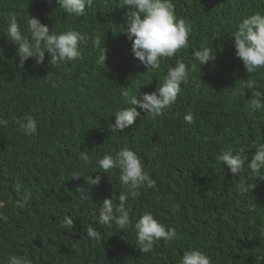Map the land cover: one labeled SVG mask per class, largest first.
<instances>
[{"label":"trees","instance_id":"1","mask_svg":"<svg viewBox=\"0 0 264 264\" xmlns=\"http://www.w3.org/2000/svg\"><path fill=\"white\" fill-rule=\"evenodd\" d=\"M193 1L173 0L175 11L193 8ZM256 1L250 3L255 2L250 14H264V0ZM38 2L46 9L39 20L50 33L71 29L91 37L101 32L105 40L101 49L93 48L89 40L80 45L81 55L75 61L52 64L45 53L42 64L30 58L18 67L7 27L14 14L21 31L30 35L27 17L38 18ZM122 6V0H93L84 16L75 17L49 0H0V119L8 122L0 126V203L4 205L0 213L6 218L0 220V264H8L13 255L25 257L28 264H180L188 249L203 251L212 264H257L264 257V171L253 176L247 164L255 146L264 143V108L250 112L245 100L264 92V71L248 73L235 56L231 35L242 15L214 10L217 19H233L221 25L227 35L210 45L206 39L193 50L209 45L215 61L196 64L189 82L181 85L176 101L163 115L153 119L142 112L131 128L110 134L107 129L115 121L114 113L127 106L121 102L123 88L140 99L158 91L177 60L190 67L194 63L192 55L189 62L181 57L189 46L162 60L158 70L147 71L131 53L128 56L131 41L122 31L123 10L130 9ZM196 41L190 38L189 43ZM103 45L104 64L99 60ZM247 80L255 87L244 88ZM188 113L193 114L191 123L184 120ZM25 116L37 121L36 134L18 130L15 120ZM123 148L142 159L147 173H156L149 174L155 187L139 190L130 213L151 212L176 232L172 241L160 240L149 253L139 251L136 234L129 245L123 230L99 226L91 219L105 198L125 191L118 169L103 173L97 164L105 154ZM229 148L244 149L245 169L239 176L217 162ZM82 152H87L88 161L82 159ZM166 167L168 178L159 177L157 173ZM74 171L99 174L100 184L90 187L83 179H71ZM241 182L249 186L247 194L239 193ZM87 189L90 199L82 203L80 194ZM24 192L32 195L21 208L17 201ZM172 201L177 207H193L191 217L176 221L170 211ZM65 216H72V230L64 227ZM89 225L101 234V242L86 237Z\"/></svg>","mask_w":264,"mask_h":264},{"label":"clouds","instance_id":"2","mask_svg":"<svg viewBox=\"0 0 264 264\" xmlns=\"http://www.w3.org/2000/svg\"><path fill=\"white\" fill-rule=\"evenodd\" d=\"M251 1L194 0L193 8L175 11L173 0H122L121 8L130 9V11L123 10V21L126 22V28H123L122 31L131 41V48H126L128 56L131 53L147 71L158 70L162 60L176 56L181 49L189 46L181 57L189 62L192 55L194 63L190 67L183 61L177 60L175 66L170 67L164 75L163 83L158 91L145 93L140 99H137V94L133 95L128 87L123 88L120 93L121 102L127 106L114 113L115 121L109 124L107 129L109 133H123L125 129L131 128L142 112L150 114L153 119L163 115L176 101L181 92V85L189 82L190 72L195 69L196 64L198 63L201 67L215 61L216 53L209 45L214 39L219 40L227 35L221 25L230 23L233 19H217L212 15L214 10L231 11L236 16L242 15L236 30L231 35L235 56L242 61L243 67L248 73L264 71V14L260 12L250 14L255 3L250 5ZM49 2H55L64 13L75 17L84 16L85 9L93 5V0H49ZM25 10L32 13L28 7ZM45 10L38 2V18L27 17V32L30 35L21 31V26L14 14L10 18L7 35L11 44L16 46V56L19 59L18 67L23 68L24 63L30 58L37 65L42 64L45 53L50 56L52 64L58 65L75 61L81 55L80 45L89 40L93 48L101 49L102 42L105 41L104 33L101 32H97L91 37L71 29L59 34L53 31L50 33L49 27L39 20L41 19L39 16L44 15ZM177 12H182V14ZM194 34H201V36L195 38ZM216 34H220V36L216 38ZM190 38L197 41L189 43ZM206 39L209 42L208 46L201 50H193V48L203 46ZM104 45L99 57L103 64L107 52ZM243 86L244 88H254L255 82L243 81ZM235 94L239 95L240 93ZM255 97L250 101L245 100L246 110L255 112L264 108V92L257 91ZM184 120L191 123L193 114H186ZM7 123L6 120L0 119V126H6ZM15 123L18 125V130L22 131L24 135L36 134L38 125L33 117L25 116L23 120L16 119ZM254 149L255 154L252 156L251 162L247 164V168L253 176L259 177L264 171V143L256 145ZM81 157L84 161L90 159L87 152H82ZM245 159L244 149L234 152L229 148L217 157V162L234 176H239L245 169ZM159 160L164 159L160 157ZM97 164L103 173L118 169L119 183L125 191L119 192L118 196L105 198L100 203L98 210L91 213L92 220L99 226H115L123 230V240L129 245L136 234L138 249L141 253L151 252L154 245L160 240L172 241L175 238V230L167 227L164 220L160 223L151 212H145L140 216L130 213L132 203L141 195L139 190L141 188L152 189L156 183L150 177V175L156 176V173H147L142 159L134 151L123 148L115 154H105L97 161ZM88 173L90 172L81 174L79 171H74L71 179H83L90 187L98 186L101 176L98 174L93 177ZM157 174L159 177L168 178V167ZM16 187L19 190L20 185ZM238 191L240 194H247L249 186L241 182L238 184ZM31 195L30 192H24L22 199L17 201V205L23 208L31 199ZM80 199L82 203L90 199L88 189L87 192L80 194ZM2 207L4 205L0 203V208ZM192 210L193 207H177L173 201L170 206V211L176 221L188 220ZM4 219L6 218L0 213V220ZM63 224L64 227L72 230V216H65ZM86 233V237L92 243H99L103 240L101 234L91 225L87 227ZM260 261H264V257H260L257 264ZM8 264H28V261L23 256L13 255L8 258ZM180 264H212V259L199 249H188L183 252Z\"/></svg>","mask_w":264,"mask_h":264}]
</instances>
